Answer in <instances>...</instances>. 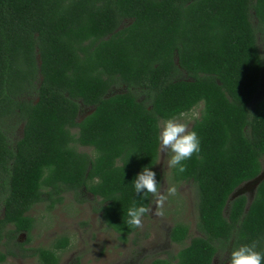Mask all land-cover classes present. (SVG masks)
Returning a JSON list of instances; mask_svg holds the SVG:
<instances>
[{
	"label": "trees",
	"instance_id": "obj_1",
	"mask_svg": "<svg viewBox=\"0 0 264 264\" xmlns=\"http://www.w3.org/2000/svg\"><path fill=\"white\" fill-rule=\"evenodd\" d=\"M259 40L264 0H0V262L24 252L29 210L69 190L98 196L103 220L126 240L136 230L128 209L151 201L135 193V177L150 166L160 182L159 121L200 103L189 128L200 159L171 175L195 183L201 234L175 221L170 239L182 245L149 264H212L218 250L252 243L264 252V177L251 198H229L263 168ZM80 103L93 108L77 119ZM68 241L32 253L57 264Z\"/></svg>",
	"mask_w": 264,
	"mask_h": 264
},
{
	"label": "rangeland",
	"instance_id": "obj_2",
	"mask_svg": "<svg viewBox=\"0 0 264 264\" xmlns=\"http://www.w3.org/2000/svg\"><path fill=\"white\" fill-rule=\"evenodd\" d=\"M259 48L264 53V41L259 40ZM122 87L112 88L111 91ZM264 96V66L261 70L258 90L254 99ZM202 104L177 117L190 126L199 117ZM92 106L80 103L77 119L92 110ZM166 119H161L159 124ZM21 134V124L12 127L9 131L11 140ZM80 150L92 151L90 146L75 144ZM168 156L160 152L155 168L160 173L161 191L167 186H175L177 193L169 196L161 211L163 215H155L154 201L151 199L149 207L153 205L152 212L143 217V227L136 229L127 236L126 240L110 228L102 218L99 211V197L91 192L80 189L64 191L61 202L49 206L47 200L36 203L30 210L35 219V225L30 231V238L24 243L25 250L16 255H8L0 264H40L32 253L37 246H52L55 238L66 236L68 244L58 249L57 264H149L154 257L166 256L174 253L182 245L170 239V229L175 221L187 223L189 237L201 234L198 228L197 188L193 181H175L171 175V168H167ZM264 170V156L262 157ZM254 182H243L235 191L244 192L248 198L253 192ZM17 239L24 241L26 232L17 233ZM189 238L186 239L187 242ZM4 244L0 243V250ZM231 254L230 246L218 250L212 264H226Z\"/></svg>",
	"mask_w": 264,
	"mask_h": 264
},
{
	"label": "clouds",
	"instance_id": "obj_3",
	"mask_svg": "<svg viewBox=\"0 0 264 264\" xmlns=\"http://www.w3.org/2000/svg\"><path fill=\"white\" fill-rule=\"evenodd\" d=\"M158 140L160 152L168 156L167 168L177 169L178 172L186 171L185 161L196 156L200 159L201 141L196 131L189 130L187 122L178 117H171L162 121L159 125ZM135 193H143L145 198L149 196L154 201L155 215H163L161 209L169 196H175V186H167L162 192L161 185L156 180V173L146 166L134 179ZM149 206L133 205L127 211V225L132 229L143 227V217L152 212ZM228 264H264V252L256 250V244L241 245L231 251Z\"/></svg>",
	"mask_w": 264,
	"mask_h": 264
},
{
	"label": "water",
	"instance_id": "obj_4",
	"mask_svg": "<svg viewBox=\"0 0 264 264\" xmlns=\"http://www.w3.org/2000/svg\"><path fill=\"white\" fill-rule=\"evenodd\" d=\"M263 169V168H262ZM264 177V170H261L259 174H257L256 176H254L253 178L247 180V181H244V182H254V187H253V192H254V189L257 185V183ZM243 183V182H242ZM241 184V183H240ZM239 184V185H240ZM239 185H237L235 188H237ZM235 188L233 189V191L230 193L229 195V198L232 199L233 197H235L236 195L238 194H241V193H244V192H240V191H235ZM253 192H252V195H253ZM251 195V197H252ZM250 197V198H251Z\"/></svg>",
	"mask_w": 264,
	"mask_h": 264
}]
</instances>
